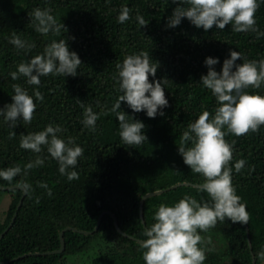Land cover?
<instances>
[{"label": "trees", "instance_id": "16d2710c", "mask_svg": "<svg viewBox=\"0 0 264 264\" xmlns=\"http://www.w3.org/2000/svg\"><path fill=\"white\" fill-rule=\"evenodd\" d=\"M177 4L178 0H0V107L11 102L13 84L27 89L37 104L30 124L19 121L13 129L0 118V168L17 164L23 168L37 155L47 157L27 176L21 174L12 183L0 180V194L8 196L1 213L0 235L7 231L0 239V264H144L140 241L160 203L172 204L185 194L210 199L197 191L203 178L178 154L189 122L204 110L214 113L217 106L210 90L199 83L207 72L203 61L206 56L219 57L215 65L219 71L230 48L246 60L264 59V35L234 32L230 25L205 31L187 18L168 28L166 18ZM122 5L131 9L132 19L121 24L116 17ZM36 7L50 9L67 31L62 29L60 35L35 31L29 16ZM137 12L149 21L147 25L138 24ZM255 17L258 31L264 33V4ZM13 34L33 47L17 49L9 42ZM63 37L81 58L77 75L49 74L39 85L27 84L23 76L11 78L9 73L19 63ZM141 51L149 53L152 63L158 62L156 79L164 82L169 106L164 116L149 118L121 102L123 111L146 125L148 141L130 147L121 140L119 122L108 109L120 94L116 64ZM247 91L264 95V84ZM81 102L100 113L94 132L81 123ZM49 123L61 125L64 131L58 135L75 137L83 147L75 166L78 178L62 175L46 146L39 154L20 148L21 133L42 130ZM225 140L233 144L228 166L240 159L246 162L239 172L233 167L232 184L247 206L249 220L218 221L203 232L206 247L212 249L203 264H263L264 125L240 136L229 133ZM135 167L140 168L139 175H132ZM19 180H27L32 190L26 193L17 187ZM39 181L48 184L51 195ZM159 190L168 191L148 197L142 205L146 194ZM62 232L65 249L60 251Z\"/></svg>", "mask_w": 264, "mask_h": 264}, {"label": "clouds", "instance_id": "9594fccd", "mask_svg": "<svg viewBox=\"0 0 264 264\" xmlns=\"http://www.w3.org/2000/svg\"><path fill=\"white\" fill-rule=\"evenodd\" d=\"M261 4H264V0H178L177 6L166 18V27L174 28L181 24L182 18H187L192 25L205 31L214 25L219 30L230 25L234 32L253 31L264 35L258 31L255 17ZM130 13L131 9L122 5L117 22L122 24L132 19ZM29 17L35 31L41 34L51 32L60 35L62 29L63 33L67 31L63 22L58 23L48 8L36 7ZM135 19L140 26L149 22L139 12ZM9 42L17 49L33 47L15 34ZM203 63L207 72L201 74L199 83L210 90L217 106L214 113L204 110L189 122L182 132L178 154L191 171L203 178V182L197 185V191L207 193L210 199L198 200L185 194L172 204L160 203L153 213L154 222L145 228V239L140 241V247L144 249V264H203L206 252L212 250L206 247L203 232L214 227L218 221L229 219L247 223L249 220L247 206L240 202L241 198L232 184L233 167L239 172L246 162L240 159L232 167L228 166L232 160L233 144L226 141L225 136L229 133L240 136L249 130L256 132L264 125V95L247 91L250 87L258 89L264 84V59L246 60L240 51L230 48L219 71L215 68L220 63L219 57L206 56ZM81 64L80 56L70 50L67 39L63 37L52 40L41 53L19 63L9 75L13 80L23 76L27 84L39 85L40 78L49 74L75 76ZM158 66V62L152 63L149 53L144 51L126 55L122 62L116 64L117 75L114 79L118 82L120 94L108 111L115 113L119 122V136L127 146L140 145L148 141V137L144 122L123 111L121 102H125L133 113L143 111L149 118L164 116V109L169 106L164 82L156 79ZM12 88L11 102L0 107V118L14 129L19 121L31 123L37 104L20 84H13ZM35 95L43 99L38 91ZM81 107L82 125L94 132L100 113L82 102ZM62 131L61 125L49 123L42 130L21 133L19 146L37 154L46 146L49 156L58 163V171L68 180H73L78 178L75 166L84 149L76 143L75 137L58 135ZM10 135H16L15 131ZM46 158L37 155L23 168L19 164L0 168V180L12 183L21 174L27 176L28 170L43 165ZM15 183L26 193L32 190L27 180ZM38 185L51 195L46 182L39 181Z\"/></svg>", "mask_w": 264, "mask_h": 264}, {"label": "rangeland", "instance_id": "374dc122", "mask_svg": "<svg viewBox=\"0 0 264 264\" xmlns=\"http://www.w3.org/2000/svg\"><path fill=\"white\" fill-rule=\"evenodd\" d=\"M140 168L139 167H135V168H133V170H132V175H139V173H140ZM125 180H128V176H125ZM8 201V196L5 194V195H2V194H0V222L3 220V216H2V211H3V208H5L6 207V205H7V202ZM263 264H264V262H263Z\"/></svg>", "mask_w": 264, "mask_h": 264}, {"label": "water", "instance_id": "95a60500", "mask_svg": "<svg viewBox=\"0 0 264 264\" xmlns=\"http://www.w3.org/2000/svg\"><path fill=\"white\" fill-rule=\"evenodd\" d=\"M173 188H175V186H173ZM165 191H168V190H159V191H155V192H152V193H148V194H146V195L143 197V199H142V202H141L142 205H143L144 201H145L148 197L153 196V195H157V194H161V193H163V192H165ZM245 224H247V223H245ZM116 226H117V222H116ZM246 226H247V225H246ZM10 227H11V226L8 227V230H9ZM118 230H120V229H118ZM6 231H7V230H6ZM6 231H5L3 234L0 235V239H2V237L4 236V234L6 233ZM63 233H64V232H62V234H61L62 247H61L60 251H63V250L65 249V244H64V240H63ZM254 264H255V262H254Z\"/></svg>", "mask_w": 264, "mask_h": 264}]
</instances>
